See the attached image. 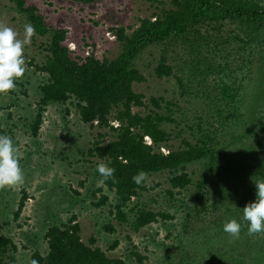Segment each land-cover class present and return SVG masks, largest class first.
<instances>
[{
    "label": "trees",
    "instance_id": "obj_1",
    "mask_svg": "<svg viewBox=\"0 0 264 264\" xmlns=\"http://www.w3.org/2000/svg\"><path fill=\"white\" fill-rule=\"evenodd\" d=\"M76 1L95 3L99 0ZM149 1L159 4L157 11L151 17L141 18L140 25L132 33H127L124 27L111 29L122 44V50L109 60L98 58L94 52L74 55L75 51L66 43V28L50 26L39 8L28 5L26 0H11L15 10L34 26L35 34L49 36L44 47L47 53L44 61L37 63L24 55L26 65L47 75L39 85L40 98L31 122L32 134L39 136L44 114L53 103L65 106V118L70 116L73 107L82 123L89 125L91 130L98 129L85 154L89 160L107 164L115 172L103 183L99 175L100 184L92 191V205L101 208L109 204L110 215L117 223L126 224L134 232L174 218L169 212L154 211L134 201L142 191L149 190L146 178L168 175L171 189L167 192L174 198V190L181 194L193 185L187 166L206 160L209 168L196 183L199 192L193 209L195 226L207 232L200 212L205 215L219 212L221 221L218 218L212 224L215 232H207V237L212 235L209 240H214L211 242L222 249L228 246L233 255L227 260L209 256L205 264H264V232L249 235L247 222L243 220V208L256 199L255 183L264 178V50L256 53V48L252 47L255 37L247 35L248 31L257 35L264 31V0ZM231 24L242 29L248 38L229 29ZM223 31L227 35H222ZM179 41L191 52L180 71L191 83L202 85L203 92H193L192 84L185 85L186 78L176 73L175 61H171L167 52L160 56L155 73L159 78L176 77L183 97L202 95L206 100L204 105L210 109L206 114L195 112L188 116L181 110L175 118L179 109L174 108V103L152 96L150 106L144 94L134 89L135 83L145 81L143 72L135 64L140 54L152 45ZM233 42L242 43L238 47L241 51L251 47L252 57L235 52ZM249 83L254 84L250 93L243 91ZM16 84L23 86V83ZM134 107L145 110L136 112ZM171 128H181L178 136L183 134V139L179 146L171 143ZM10 133L0 123V134L9 136ZM138 173L145 176L140 184L133 181ZM156 186L152 184L151 189ZM106 189L114 194V202L104 193ZM231 195L235 197L233 201ZM204 197L206 207L200 204ZM28 199L23 189L14 220L20 218ZM232 219L242 224L238 237L223 231V225ZM10 224L0 221V264L16 262V257L10 258V254L17 252L18 246L4 233ZM105 228L115 230L111 224ZM199 231L192 232V247ZM81 232L75 217L49 226L45 233L47 252L43 254L35 249L31 254L32 264H146L148 257L137 250L132 252V263L123 257L109 256L96 245L93 237L89 243L84 242ZM117 245L116 241L111 248ZM210 245L204 241L201 250L197 248L201 258L208 247L211 250ZM253 249L255 255H246Z\"/></svg>",
    "mask_w": 264,
    "mask_h": 264
},
{
    "label": "rangeland",
    "instance_id": "obj_2",
    "mask_svg": "<svg viewBox=\"0 0 264 264\" xmlns=\"http://www.w3.org/2000/svg\"><path fill=\"white\" fill-rule=\"evenodd\" d=\"M26 2L28 5L37 6L50 26L68 30L66 43L75 51L74 55L94 52L98 58L109 60L114 59L122 50V44L111 29L124 27L130 34L140 25V19L151 17L159 5L149 0H99L95 3L76 0H26ZM13 5L11 0H0V24L14 29L18 33V38L23 40L24 25L29 23ZM169 6L167 4V7ZM228 28L235 29L236 33L248 38L237 25L231 24ZM261 33L257 35L251 31L247 32L248 36L255 37L252 47L256 48V53L264 50L262 47L264 31ZM222 35H227V32L223 31ZM48 38L49 36L33 35L31 42L24 46V55L28 60L34 58L37 63L44 61L47 54L44 47ZM261 43L263 44L260 45ZM240 45L242 43L233 42L235 52L252 57L251 47L241 51L238 48ZM185 46L182 41L155 44L145 49L135 61L136 66L143 72L145 81L135 83L134 89L144 94L145 101L150 106L152 96L163 97L174 103L176 105L174 108L179 109L174 114L175 118L179 117L181 110L188 116L195 112L206 114L210 110L204 105L206 100L202 95L181 96L182 88L176 77L159 78L155 73L154 69L160 56L167 52L171 61H175L176 73L185 77V73L180 69L186 66L188 56H191L190 49ZM46 77L47 75L36 72L34 67L25 64L24 75L16 81L23 83V86L16 84L8 93L0 94V123L11 132L9 136L17 148L24 177L23 182L17 186L0 188V221L11 222L4 233L12 237L18 246V251L10 254V258L16 257L13 264H32L31 254L35 249L45 254L48 248L45 233L49 226L68 222L72 217L81 225L84 242L89 243L93 237L96 245L109 256L123 257L130 263L134 250L148 257L146 264H205V259L209 256L231 259L233 253L228 246L222 249L218 244L211 242L214 240H209L212 235L207 237L211 231L215 232L212 224L218 218L221 221L222 215L219 212L213 214L209 212V215L200 212L208 227V233L203 228L195 226L197 220L193 209L194 203L198 201L196 194L199 192L196 183L209 168L206 160L187 166L193 185L183 190L181 194L174 190L176 193L174 198L167 192L171 189L168 175L158 174L146 178L145 185L149 190L142 191L134 201H140L154 211L169 212L174 216L172 219L153 223L139 232H134L126 224L117 223L114 216L110 215L109 204L101 208L92 205L94 201L92 191L100 184L99 173L96 171L99 164L96 159L89 160L85 153L98 129L91 130L89 125L82 123L73 107L70 116L65 118V106L53 103L47 107L44 114L39 136L34 137L32 134L31 122L40 98L39 85ZM184 83L186 86L192 84L193 92L199 90L203 92L202 85L191 83L187 78ZM251 89L253 91L254 84L249 83L243 91L250 93ZM23 91L26 93L23 94ZM144 110L145 108L134 107L136 112ZM113 123L117 125L116 122ZM171 129H173L171 143L179 146L183 139V134L178 136L181 128ZM186 133H190L188 128ZM262 180L264 181V178ZM152 184L157 186L151 189ZM23 189H26L29 199L16 221L14 212L18 208ZM104 193L111 198V202H114L112 192L106 189ZM233 196H230L231 201L235 199ZM206 200V197L202 199L200 203L202 207H206ZM110 224L114 226V231L105 228ZM193 231H199V235L196 234L198 239L192 247L190 240L193 239ZM200 239L203 241H199ZM223 240L225 244L226 240ZM116 241L118 245L111 248ZM204 241H207L208 245L211 244L212 248L209 251L208 247V251L204 252L205 255L201 258L196 250L197 248L201 250L200 246ZM247 253L246 255L252 256L256 254V250Z\"/></svg>",
    "mask_w": 264,
    "mask_h": 264
},
{
    "label": "clouds",
    "instance_id": "obj_3",
    "mask_svg": "<svg viewBox=\"0 0 264 264\" xmlns=\"http://www.w3.org/2000/svg\"><path fill=\"white\" fill-rule=\"evenodd\" d=\"M35 28L31 24L24 25V38H18V33L0 24V94L8 93L16 86V81L25 72L24 46L31 42ZM73 50V49H72ZM151 143L149 137L146 138ZM96 171L103 178L101 183L112 178L115 169L107 164L97 165ZM23 170L19 163V154L13 139L0 134V188L14 187L23 182ZM145 179L143 173L133 177L140 184ZM256 199L243 208V220L247 222L249 235L264 232V181L256 182ZM242 224L236 219L223 225V231L232 237L240 235Z\"/></svg>",
    "mask_w": 264,
    "mask_h": 264
}]
</instances>
